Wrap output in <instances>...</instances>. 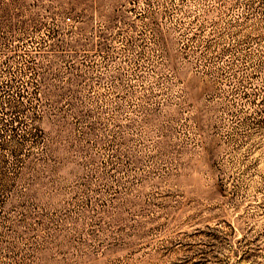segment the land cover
I'll return each mask as SVG.
<instances>
[{
    "label": "rangeland",
    "instance_id": "1",
    "mask_svg": "<svg viewBox=\"0 0 264 264\" xmlns=\"http://www.w3.org/2000/svg\"><path fill=\"white\" fill-rule=\"evenodd\" d=\"M0 264H264V0H0Z\"/></svg>",
    "mask_w": 264,
    "mask_h": 264
}]
</instances>
